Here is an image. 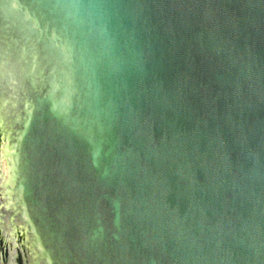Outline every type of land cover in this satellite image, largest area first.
I'll use <instances>...</instances> for the list:
<instances>
[{
  "label": "water",
  "instance_id": "95a60500",
  "mask_svg": "<svg viewBox=\"0 0 264 264\" xmlns=\"http://www.w3.org/2000/svg\"><path fill=\"white\" fill-rule=\"evenodd\" d=\"M0 140L20 264H264V0H0Z\"/></svg>",
  "mask_w": 264,
  "mask_h": 264
},
{
  "label": "bare ground",
  "instance_id": "6f19581e",
  "mask_svg": "<svg viewBox=\"0 0 264 264\" xmlns=\"http://www.w3.org/2000/svg\"><path fill=\"white\" fill-rule=\"evenodd\" d=\"M11 160L7 141H1L0 140V171L2 173V184L1 188L3 190V193L5 194L7 189V186L10 184L11 179V167L9 165V161ZM4 194L2 197H4ZM3 240V242H2ZM26 241L27 238L24 233H19L18 230L13 229L10 231L9 236H6V238L3 239L2 232L0 231V262H2V259L5 257V255L8 253V251H12L13 253L16 250V261L15 264L19 263V258L22 253L26 254Z\"/></svg>",
  "mask_w": 264,
  "mask_h": 264
}]
</instances>
